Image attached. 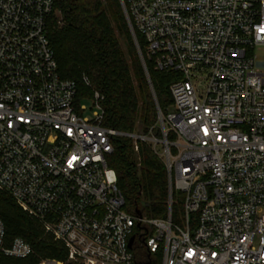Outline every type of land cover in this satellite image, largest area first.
<instances>
[{
	"label": "built area",
	"instance_id": "2783aa9c",
	"mask_svg": "<svg viewBox=\"0 0 264 264\" xmlns=\"http://www.w3.org/2000/svg\"><path fill=\"white\" fill-rule=\"evenodd\" d=\"M120 1L145 69L176 76L161 138L104 127L97 93L90 118L75 105L48 37L51 0H0V193L64 246L65 263L39 264H140L137 244L160 264H264V61L253 52L264 0ZM117 137L163 161L166 219L124 210L105 161ZM31 253L0 220V254Z\"/></svg>",
	"mask_w": 264,
	"mask_h": 264
},
{
	"label": "trees",
	"instance_id": "16d2710c",
	"mask_svg": "<svg viewBox=\"0 0 264 264\" xmlns=\"http://www.w3.org/2000/svg\"><path fill=\"white\" fill-rule=\"evenodd\" d=\"M53 13L48 21V37L62 79L77 87L75 105L99 95L104 127L121 133L152 134L161 138L156 105L132 41L119 0H51ZM144 56L142 37L134 30ZM157 106L166 115L172 106L171 73H157L145 59ZM88 81V86L83 82ZM167 137V140H171ZM106 164L116 175L124 210L133 216L164 220L168 214V179L163 161L140 143L138 152L124 137L112 142ZM172 222L181 211L182 197L172 192ZM0 220L8 242L23 239L32 253L26 258L0 254V264H39L44 260L66 261L60 242L44 232L41 224L20 210L13 200L0 193ZM140 264H160L159 254L147 256L135 246Z\"/></svg>",
	"mask_w": 264,
	"mask_h": 264
},
{
	"label": "water",
	"instance_id": "95a60500",
	"mask_svg": "<svg viewBox=\"0 0 264 264\" xmlns=\"http://www.w3.org/2000/svg\"><path fill=\"white\" fill-rule=\"evenodd\" d=\"M119 3H120V6H121V8H122V12H123V14H124V17H125L126 23H127V25H128V29H129V32H130V35H131L132 41H133V43H134V46H135V48H136L137 55H138V58H139V60H140L141 66H142V68H143V71H144V74H145L146 80H147L148 85H149V87H150V90H151V93H152V96H153V99H154V102H155V105H156L157 113L159 114L160 111H159V108H158L157 103H156L155 95H154L153 88H152L151 83H150V80H149L148 73H147V71H146V69H145V67H144V64H143V61H142V58H141V54H140V51H139V48H138V45H137V42H136V39H135V35H134V33H133L132 29H131L130 23H129L128 18H127V15H126V13H125V11H124L123 6L121 5V1H120V0H119ZM169 200H170V193H169V186H168V201H169Z\"/></svg>",
	"mask_w": 264,
	"mask_h": 264
},
{
	"label": "rangeland",
	"instance_id": "374dc122",
	"mask_svg": "<svg viewBox=\"0 0 264 264\" xmlns=\"http://www.w3.org/2000/svg\"><path fill=\"white\" fill-rule=\"evenodd\" d=\"M253 52H254V54H255V56H256L258 61H260V62L264 61V49L262 47L255 48ZM79 105L84 106L86 108L85 116H87L89 118L91 117V111H90L91 109H92V112L93 111H97V109H95L92 106V102L90 100H84L83 99V100L80 101ZM156 125L159 126L158 122H157ZM158 150H159V148H158ZM154 263L155 264H159V262L158 263L154 262Z\"/></svg>",
	"mask_w": 264,
	"mask_h": 264
}]
</instances>
